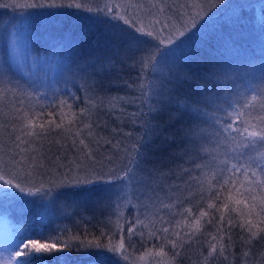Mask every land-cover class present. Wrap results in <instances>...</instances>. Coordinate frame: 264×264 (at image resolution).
Masks as SVG:
<instances>
[{
	"label": "snow or ice",
	"instance_id": "6c2138e0",
	"mask_svg": "<svg viewBox=\"0 0 264 264\" xmlns=\"http://www.w3.org/2000/svg\"><path fill=\"white\" fill-rule=\"evenodd\" d=\"M205 2H208L209 8H217V3H220L222 8H217V12L198 27L196 17H199L203 11V2L198 0L196 4L189 5L200 9L189 15L191 24L180 21V26L175 31H169V26L166 24L157 29L155 24H160L159 20H156L150 29L146 28L137 20L131 19L128 13V7L136 8L138 5H122L117 0H107L103 7L99 5L85 7L80 0H69L68 3H64L63 0L60 3H57V0H32L31 3L0 5L4 8L36 9L38 11L32 15L43 18L47 24H52L56 17L63 15L77 17V25L83 24L90 29H102L96 41V54H90L82 61L76 58L75 45L70 41H55L58 47L53 49L60 77L66 83L79 81L78 90H83L87 94L89 107L81 109L78 114L80 127L77 128L76 138L72 140L69 148L78 149L83 154L84 161L91 163H85L77 156L75 161L68 164L54 165L57 170L51 173V179L41 178L39 183L31 177L33 173L39 174V170L44 168L42 160L46 157L42 155L40 148L54 129L66 128L64 119L68 114L61 112L60 122L57 123L55 118L45 119L44 115L40 114L43 113V108L37 113L23 104L25 99L31 98L29 89L37 92L39 89L26 63L27 55L23 59L20 57L22 51L30 55L32 50L30 45L32 48L35 47L36 27L33 24H21L13 26L14 31L11 33L7 30L0 33V53H2L0 98L11 95L15 100L11 126L9 127L7 122L3 126L11 140V148L4 153L7 159L0 156V201L18 200L32 204L34 201L26 199L27 197L39 196L41 199L47 197L54 201L57 196L66 194L65 196L77 197L84 203L103 208L111 207L113 204L119 207L121 199L131 193L144 208H148L149 204L155 207L157 203L161 209L175 207V204H166L164 201L166 198H171L167 196V192L177 188V185H168L165 197L159 194L166 191L164 181L170 173L163 172L159 167L149 166L153 160L149 154V143L153 135L163 132L160 125L153 124V120L167 112L169 122L183 120L185 116L189 120V126L181 130L184 139L188 141L185 154L187 155L189 151L193 154L188 162L194 167L182 168L181 172L188 175L191 171H199L207 176L208 173L204 170L210 169L212 179L218 185L216 200L220 199V190H223L235 191L241 198L237 199L236 203H240L241 200L244 203L253 202V207L259 208L255 214L257 219L255 223L247 220L240 225L247 233L246 236L241 237V242L250 245L254 241H264V179L257 180L258 176L264 177V70L259 72V76L253 74L254 67L261 63L260 59L258 64L245 60L247 70L243 74L231 65L228 69H216L213 66L209 72L199 76L186 70L185 65L189 63L192 52L191 45L204 35L207 23L213 21V17H217L218 20L219 16H224V23L235 27L239 25L242 11L246 7L244 3H231L229 0H205ZM150 7L158 12H164L165 0H153ZM63 9L75 11L63 12L61 11ZM261 19L264 24V17ZM35 23L38 24L39 20ZM60 26L57 24V27ZM100 37H103V43ZM48 38L51 39V36L49 35ZM223 48L238 65L241 63L242 50L234 46L233 40H225ZM37 62L50 63L51 57L44 61L35 60L33 65ZM118 65L137 71L133 84L138 96L132 102L138 101V108L131 114L132 123L134 125L138 123L139 128L148 135L124 134L128 143L120 149L123 156L119 165L116 166L109 160L111 167H106L104 163H99L97 167L96 149L92 147V142L88 141V138L93 137L95 129L101 127V121L92 118L93 113L90 109L95 108L99 112L104 107L105 98L92 94L98 88H103L105 80L111 84L117 83L116 80L111 79V76L114 72H118ZM125 87L131 88L133 85L125 81ZM56 107L70 108V105L66 100H58ZM209 108L212 109L211 112L208 111ZM170 109L175 111H169ZM53 115L47 113L48 117ZM71 115L77 117L76 113ZM76 123V119L68 121L67 128H71ZM202 124H208V127H202ZM157 129H160L159 133ZM101 141L109 145L112 143L111 140L100 137L95 141L97 146ZM52 143L60 146L58 151L64 149L61 140H54ZM116 147L119 148V144ZM221 148L223 152L220 154L223 159L219 164L216 163V156L211 160L205 159V156L212 152L219 153ZM56 159H60L59 155ZM64 159H67V156ZM25 160L28 161L27 167ZM197 160L204 162L197 163ZM239 176L248 179L249 188L245 191L237 188L241 183ZM185 183L189 186L195 183L203 188V182L199 177H192ZM45 184L48 187H45ZM253 186L257 191H253ZM207 207L219 211L215 203L210 202ZM224 207H228L227 203ZM180 214H187L194 220L190 232L183 234L189 240L200 231V221L211 216L208 211L201 210L198 216L193 217L191 208L184 209ZM224 220V216L221 215L216 221L218 224L216 233L209 234L211 243L205 264L216 259L217 255H224L233 243L232 236L227 234L231 230L232 220L227 221V226ZM160 222L164 223L163 218ZM141 223L137 217L135 224L128 228L127 235L120 236L118 243H113L111 238H108V243L105 244L98 238L86 240L73 234L61 243V247H57L55 243L33 242L30 246L26 244L25 248L28 251L17 253L25 259L17 260L16 264H40L43 257L37 254L44 253H55L56 255L51 258L59 262L65 259L64 251H71L73 246L96 249L87 253L90 264H120V261L129 260L131 238L138 234L135 225ZM205 223L213 224V219L209 218ZM158 231L162 233V241L170 244L174 250L173 258L179 256L178 249L183 243L180 239L182 234L177 232L175 233L177 239L170 240L168 228H161ZM100 235L108 237V233L104 230H101ZM139 235L143 238L142 233ZM151 235L154 233H150ZM225 236L227 243L224 242ZM36 238L59 241V237ZM27 239L34 240L33 237ZM157 255L164 256L166 253L161 250ZM244 255L248 256L249 253L245 252Z\"/></svg>",
	"mask_w": 264,
	"mask_h": 264
},
{
	"label": "trees",
	"instance_id": "16d2710c",
	"mask_svg": "<svg viewBox=\"0 0 264 264\" xmlns=\"http://www.w3.org/2000/svg\"><path fill=\"white\" fill-rule=\"evenodd\" d=\"M61 2V0H59ZM96 6L103 7L107 0H93ZM32 2V0H31ZM30 2V3H31ZM118 2V0H117ZM231 3H244L246 7L242 11V19L239 25L233 27L224 23L225 17L219 16L213 17V21H209L205 27L204 35L199 38V48L197 52L190 56V61L185 65L186 70L199 76L200 74L209 72L213 66L216 69L225 68L231 65L233 68L243 74L247 68L245 60L252 61L256 65L253 69V74L259 76V72L264 70V24H262V17H264V0H229ZM8 3V2H7ZM27 3V2H26ZM29 3V2H28ZM5 4L1 3L0 5ZM23 4V3H21ZM86 7V6H85ZM217 8H222L219 5ZM217 8L211 12L207 17L196 22L199 27L205 21H208V17L217 12ZM36 9L30 8H4L0 7V33L7 30L9 33L14 31L13 26L25 24V14L36 12ZM63 12L75 11L69 9L61 10ZM219 15V13H217ZM72 18L77 17H65L58 16L54 22H58L61 25L59 29V36L51 33L53 37L50 42L36 39L35 47L32 48L30 55L20 53L21 59L27 55L26 63L30 67L32 78L39 85L38 92L34 89H29L31 94L30 99H25L23 104L26 108L34 109L37 113H40V109L43 108L45 119L55 118L56 122H60V113L68 114L64 119L70 121L76 119L79 122L78 114L81 109L86 108L87 96L83 90L79 89L78 82H63L58 73V67L56 65V57L53 56V49L58 45L55 41L73 40L77 38V29H74V34L69 37L62 36L63 32H69ZM77 25V24H76ZM81 25V26H80ZM77 25L81 28L88 29L85 25ZM102 29L95 28L91 30L87 36L82 38V42L85 46H92L96 43ZM194 31V30H193ZM231 39L234 41V46L241 48V63L238 65L236 60H233L223 48L225 40ZM101 43H103V37H100ZM90 53L96 54L97 46L88 48ZM80 47L75 48V56L80 52ZM2 54V53H1ZM88 56V50L86 54L80 59L84 60V57ZM51 57V62H37L33 65V61H44ZM137 71L129 69L123 65H118V72H114L111 76L112 80H116V84H111L108 80L104 81V86H112V88L121 94L125 93V100L128 99L129 103L125 104V134L126 133H139L140 135H148L145 131L139 128L138 123L133 124V117L131 114L135 113L138 108V101L133 103L132 101L138 96V91L133 84ZM125 81L133 85L131 88L125 87ZM52 89L51 91L45 89V87ZM45 89V90H44ZM101 89V88H99ZM11 98L12 110H6L7 101ZM58 100H66L69 107L57 108L56 104ZM0 127L4 133V140L9 143L8 134L4 130V125L10 127L12 123V116L15 112L14 103L15 100L11 95L7 98H0ZM169 111H175L170 109ZM209 112L212 109H208ZM47 113H53L52 117H48ZM71 113H76L77 117H73ZM120 115H124L122 112H118ZM70 117V119H69ZM243 119V117H242ZM153 124L160 125L163 129L162 134H155L152 136V140L149 143L150 156L153 160L149 166H155L162 169L165 173H170L168 178L164 181L165 186L177 185L178 187L173 189L174 203H171L168 199H165L166 204H175V207L171 209H161L159 203L155 207L150 205L143 210H135L131 206L125 205V210L122 217L109 213L106 216L105 211H102L100 207L94 208V205L90 203H84L79 198L73 196H65L66 194L59 195L54 201L45 197L41 199L39 196L27 197L28 200H33L32 204H25L22 201H0V219L4 221V227L8 231V241L5 249L0 252V264H16L17 260L23 261L24 256H18V252H27L28 249L25 245H31V243H55L57 247H61L63 241L68 240L73 234L79 235L81 239L91 240L98 238L100 242L107 244L108 238H111L113 243H118L120 236H126L128 228L135 224V220L139 217L142 222L139 225H135V231L137 235L131 238L132 247L129 248V260L120 261V264H144L141 259L148 258L150 262L155 261L157 264H205V257L208 255L211 243V234L216 233L220 216L223 215L225 220V226L227 221L232 220V227L228 235L232 236L233 243L227 248L224 255H217L216 259L209 262V264H264V241H254L250 245H245L241 242V237L247 235V233L240 227L247 220L256 222V212L259 211L258 207H253V202L248 201L244 203L241 200L240 203H236L237 199H241L235 191H223L220 190V199H215V193L217 192L218 185L215 180L212 179L211 170L205 169L204 172L208 173L207 176L203 175L199 171H191L190 174L185 175L181 172V169H192L194 165L189 161L190 156L193 154L189 151L186 155L185 150L188 147V141L184 139V133L182 128L189 126L188 117L185 116L183 120H177L169 122L168 113H163L155 120ZM202 127L207 128L208 124H202ZM160 129H157L159 133ZM58 131L56 129L45 139V145L48 152H53L56 157L59 155L60 159L55 162V165L62 164L63 159L67 156V159H73L72 152L69 148V144L64 146L62 152H56L60 148L59 145H53L49 142L51 135L56 136ZM126 139V136H125ZM66 141V140H65ZM4 143V141H2ZM67 151V152H65ZM223 152L221 148L220 152H212L205 156L206 160H211L213 156L217 157L216 163L219 164L223 156L220 154ZM64 157H63V156ZM203 155V154H202ZM69 157V158H68ZM64 159V160H67ZM197 163H203L204 161L197 160ZM106 167H111L112 164L106 162ZM118 161L117 164H119ZM47 167L45 171H39V174L33 173L32 180L39 183L41 178L44 180L51 179V173L57 169L54 164L46 161ZM23 175V174H21ZM180 177V178H178ZM192 177H199L203 182V188L200 185L192 183L190 186L186 185L185 181H190ZM240 184L237 188L240 191H245L249 188L248 179L239 176ZM264 177L258 176L257 180H262ZM45 187H48L45 184ZM253 191H257L253 186ZM231 195V199L229 196ZM203 197V199H202ZM215 203L219 211L216 209H209L208 203ZM227 203L228 207H224ZM257 205L259 203V197L257 199ZM191 208L192 216H198L201 210L208 211L211 216L205 217L200 221V231L192 237L191 240L184 233H189L191 226L194 224L192 217H188L187 214L181 215L184 209ZM163 218L164 223L160 222ZM209 218L213 219V224H206L205 221ZM169 229L168 239H177L175 233H181L180 239L183 241L182 246L178 249L179 256L173 258V249L171 245L162 241V233L158 231L161 228ZM67 230V232H65ZM101 230L108 233V237H102L100 235ZM143 234V238L139 235ZM150 233L154 235L150 236ZM59 237V241L55 239H37L36 237ZM27 237H33L34 240H29ZM11 238V243L10 239ZM219 237H217V240ZM225 243H227V236H225ZM4 247V244H3ZM219 248V243H217ZM7 249V250H6ZM6 250V251H5ZM166 253L164 256H158L160 251ZM5 251V252H4ZM96 251V249L77 248L73 246L71 251L65 250L63 256L65 259L57 261L51 257L56 255L55 253L37 254L42 255L43 259L40 264H90L87 253ZM248 252L249 255L245 256L244 253ZM225 256L227 259H225Z\"/></svg>",
	"mask_w": 264,
	"mask_h": 264
},
{
	"label": "rangeland",
	"instance_id": "374dc122",
	"mask_svg": "<svg viewBox=\"0 0 264 264\" xmlns=\"http://www.w3.org/2000/svg\"><path fill=\"white\" fill-rule=\"evenodd\" d=\"M7 2L21 4V3H26V2L30 3L31 0H0V4L7 3ZM63 2L68 3L69 0H63ZM80 2L83 3L86 7H96V3L93 0H80ZM152 2L153 0H118V3H121L122 5H138V7L136 8L128 7V13L130 14V18L137 20L138 23L142 24L143 26L149 29L155 24L156 20H159L160 24H155L157 29L161 28L162 26L166 24L169 26L168 27L169 31H175V29L180 26L179 24L180 21H186L190 25L191 21L188 19L189 15L194 14L196 11H200L199 8L189 7V5L196 4L198 0H165L166 7H165L164 12H158L156 9H152L150 7ZM200 2H203V11L201 12V15L199 17H196V22L207 17V15H209L211 12H213L216 9V8H209V4L208 2H205V0H200ZM57 3H60V1L57 0ZM219 5L221 4L217 3V7ZM149 12H151V15H149ZM33 13L35 12L25 14V17H26L25 24H33L36 27L37 29L36 39L50 42V40L53 39V37L51 36V33L59 36V29L61 28V26L57 27V24H59L58 22L47 24L43 18L36 17L32 15ZM37 20H39L38 24L35 23ZM76 20H77L76 18H72L71 22L74 23L76 22ZM80 26L78 27L76 24H71L70 29H69L70 31L63 32L62 36L70 38V36H72L75 33L74 29L78 30L76 32L77 38L74 37L73 40L70 39L69 41L73 45H75V48L80 47V51H79L80 53L76 55V58L82 61V59L80 58L86 54L87 50H88V56L84 57V59L88 58L89 55L92 54L90 53L88 48H91L92 46L95 47L96 43L93 44L92 46H85L83 43H81L82 38H84L89 33H91L92 29L90 28L84 29L83 27L81 28ZM45 28L47 29L46 31H45ZM49 35L51 36V39L48 38ZM191 47H192L191 55H193L197 52V49L199 48L198 42H196L194 45H191ZM0 55L2 54L0 53ZM62 80L63 82L65 81L63 78ZM76 82L80 83L79 81H76ZM45 89L49 91L52 90L48 86L45 87ZM92 95L105 98L104 107L99 112H97V109L95 108L90 109V111L93 113L92 118L94 120L101 121V127L98 129H95V133L93 137L88 138V141L92 142V147L96 149V155H95V161L97 162L96 166L99 167V163H104L106 166V164H108L106 162H109V160L114 165L118 166L119 164L117 163L118 161H120V158L123 156V152L120 149L123 148L124 144L128 143V140L127 138L125 139L124 134H125V104L129 103V101L128 99L125 100V93L121 94V93L116 92L112 88V86H106L105 88H102V89L98 88L97 91ZM113 97H116L117 99L113 100L112 99ZM6 104L8 107V108H5L6 110L13 109L12 108L13 104H12L10 97ZM86 105H87L86 107H89L88 101ZM0 106H1V103H0ZM118 112H122L124 115L122 116ZM65 125H66V128L63 130L56 129L58 133L56 134V136L51 135V137H49V142L50 140L51 142H53L54 140H61V143L64 144L65 147L68 144L71 145L72 140L76 138L75 134H76L77 128L80 127V124L79 122H77L71 128H67L68 121H66ZM100 137H103L107 140H111L112 141L111 145L105 144L103 143V141H101L99 146H97L95 141L99 140ZM2 141H4V143ZM118 144H119V148L116 147V145ZM5 145H7V147H5ZM9 148H11V142L7 143L4 140V133L0 127V156H2L4 159L8 158L7 156L4 155V153L8 151ZM71 150H73L72 152L73 159H71V162L75 161L77 156H79L81 161H84V156L83 154L79 152L78 149H71ZM48 151L49 150L47 149L45 145V140H44L43 147L40 148V152L42 153L44 157H46V159L42 160V163L44 164V168L47 167L46 161L48 162L49 159H50V162H52V164L54 165L56 162V157L53 155L54 151L53 152H48ZM56 152H62V151H56ZM69 162H70V158L67 160L63 159L62 164H68ZM84 162L91 163L90 161H84ZM27 164H28V161L25 160V167H27ZM44 168H41L39 171H45ZM166 192H167V187H166L165 192H160L159 194L161 197H165ZM167 196L171 198L170 199L166 198V199L171 201V203H174V201H172L174 199L173 192L172 191L167 192ZM89 205H91V203ZM125 205L131 206L135 210L145 209L144 207L140 206V202L135 198V195L131 193L129 194L128 197L121 199V201L119 202V207L113 204L111 207H103L100 209H102V211H105L106 216L109 215V213H111V214L117 215L118 217H122L124 210H125ZM150 205L151 204H149V206ZM94 208H97V207L95 206ZM9 239L11 243V238ZM7 241H8V231H7V228L4 227V221L0 219V252H2L5 249ZM3 244H4V247H3ZM2 255L0 254V256ZM141 262L146 264L145 262H149V260L148 258H143L141 259ZM150 264H157V263L153 261V262H150Z\"/></svg>",
	"mask_w": 264,
	"mask_h": 264
}]
</instances>
